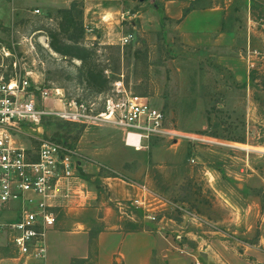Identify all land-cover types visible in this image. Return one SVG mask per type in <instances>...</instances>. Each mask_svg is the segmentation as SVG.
Returning a JSON list of instances; mask_svg holds the SVG:
<instances>
[{
	"label": "rangeland",
	"instance_id": "rangeland-1",
	"mask_svg": "<svg viewBox=\"0 0 264 264\" xmlns=\"http://www.w3.org/2000/svg\"><path fill=\"white\" fill-rule=\"evenodd\" d=\"M111 4L122 13L112 16L101 10ZM163 4L162 0H0V70L9 76L24 75V69L31 68L51 90L47 106L59 110L66 101H60L54 90H64L60 94L68 100L97 101L100 110L99 98L111 85L99 93L88 81H98L102 69L105 77L108 71L110 77L121 78L133 94L148 97L153 107L166 113L179 131L208 142L192 146L154 139L149 149L136 151L126 147L123 132L112 125L86 126L55 117L44 120L43 134L35 133L36 137L70 143L86 159L84 165L101 167L99 178L110 175L151 183L167 200L197 215L198 222L185 231L196 239L205 237V232L234 236L238 228L250 229L245 241L256 244L264 214V67L251 68L249 84L237 82L217 64V53L181 42L173 22L161 12ZM71 8L85 30L83 45L95 52L84 68L78 60L55 53L51 37L49 48L44 47L39 40L45 34L32 39L38 56L28 51L33 33L58 32L61 11ZM107 16L109 21H103ZM30 142L38 145L39 140ZM80 175L89 183L95 176L84 169ZM253 195L261 206H253ZM169 215L182 221L178 210ZM3 249L13 255L9 247Z\"/></svg>",
	"mask_w": 264,
	"mask_h": 264
},
{
	"label": "built area",
	"instance_id": "built-area-1",
	"mask_svg": "<svg viewBox=\"0 0 264 264\" xmlns=\"http://www.w3.org/2000/svg\"><path fill=\"white\" fill-rule=\"evenodd\" d=\"M102 20H106L105 17ZM41 32H34L27 45L28 51L35 56L38 52L32 39L43 34ZM49 39L45 34L39 41L48 49ZM16 67L17 63H14ZM24 71V75L14 72L6 76L0 70V248L9 247L16 264L45 260L47 233L55 228L59 212L74 205L87 208L92 194L96 200L99 198L111 204L125 220H133L140 214L147 222L159 224L161 220H172L169 212L175 210L182 213V221L170 223L181 230L187 228L184 223L198 220L188 208L163 198L146 184L136 181L109 175L103 177L107 180H102L97 189H90L92 181L89 183L80 175V169L85 170L83 162L86 159L79 151L72 149L70 143L55 138H37L35 133L43 134L44 120L55 117L86 126L94 122L112 125L123 132L126 147L136 151L149 149L154 139L173 144L186 141L192 146L197 142H208L207 139L179 131L166 113L153 107L148 97L133 94L121 78L112 82L109 91L99 98L100 110L96 109L97 101L68 100L60 94L64 90H54L60 101L64 98L66 101L63 110H59L47 106L51 90L45 88L44 80L40 81V76L31 68ZM105 73L109 78V72ZM35 138L39 140L38 145L30 142ZM106 170L110 172L108 168ZM112 179L133 186L135 195L129 200L113 199L109 183ZM157 228L160 232H172L178 249L184 250L188 234L175 232L169 224Z\"/></svg>",
	"mask_w": 264,
	"mask_h": 264
},
{
	"label": "crops",
	"instance_id": "crops-1",
	"mask_svg": "<svg viewBox=\"0 0 264 264\" xmlns=\"http://www.w3.org/2000/svg\"><path fill=\"white\" fill-rule=\"evenodd\" d=\"M117 1L120 0H111ZM162 1L161 12L173 22L181 42L191 48L217 53V64L235 76L237 82L249 84L251 68L264 67V0ZM101 10L112 16L123 11L114 4L101 6ZM109 16L105 17L107 21ZM85 172L95 175L90 189H97L102 180H107L99 178V167L86 164ZM109 183L113 199L129 200L136 193L133 186L119 179ZM236 187L242 189L243 185L236 183ZM251 199L253 206H261L258 197L253 195ZM262 216L256 244L245 241L252 234L250 229L236 228L234 236L205 232V237L196 239L193 232L185 231L198 220L186 223L185 230L171 224L172 220L177 223L171 217L172 220H161L159 224L147 222L140 214L133 220H125L111 204L96 200L92 194L87 208L74 205L59 212L55 228L47 233L45 260L30 264H264V214ZM201 222L202 225L205 221L201 219ZM164 224H169L175 232L189 235L188 243L180 247L184 250L178 249L172 232L158 231V225ZM0 250V264H16L13 255L3 253V248Z\"/></svg>",
	"mask_w": 264,
	"mask_h": 264
},
{
	"label": "trees",
	"instance_id": "trees-1",
	"mask_svg": "<svg viewBox=\"0 0 264 264\" xmlns=\"http://www.w3.org/2000/svg\"><path fill=\"white\" fill-rule=\"evenodd\" d=\"M74 5H76V3L73 4V7ZM72 10L73 8L61 11L62 16L60 18V23H58L60 26L58 32L47 34V32H44L41 29H39V31H42L41 33L48 35L49 38L51 37L52 42L50 46L55 53L66 58L78 60L84 68L89 65L87 60L91 58L95 52L93 50H89L83 45L82 41L85 39V30L82 23H77V20L73 16ZM97 78L98 81L90 80L88 81V84L90 87H94L99 93H102L108 84L111 85L112 82L117 80L113 77H105L103 74V69L100 71V74Z\"/></svg>",
	"mask_w": 264,
	"mask_h": 264
},
{
	"label": "water",
	"instance_id": "water-1",
	"mask_svg": "<svg viewBox=\"0 0 264 264\" xmlns=\"http://www.w3.org/2000/svg\"><path fill=\"white\" fill-rule=\"evenodd\" d=\"M140 2H145L146 0H139ZM185 225H186V223H185Z\"/></svg>",
	"mask_w": 264,
	"mask_h": 264
}]
</instances>
